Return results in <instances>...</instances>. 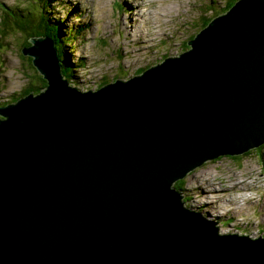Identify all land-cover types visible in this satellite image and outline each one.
Wrapping results in <instances>:
<instances>
[{
  "label": "water",
  "instance_id": "1",
  "mask_svg": "<svg viewBox=\"0 0 264 264\" xmlns=\"http://www.w3.org/2000/svg\"><path fill=\"white\" fill-rule=\"evenodd\" d=\"M25 55L43 94L0 108V264H264L175 185L264 144V0H238L190 49L80 91L49 36Z\"/></svg>",
  "mask_w": 264,
  "mask_h": 264
},
{
  "label": "rangeland",
  "instance_id": "2",
  "mask_svg": "<svg viewBox=\"0 0 264 264\" xmlns=\"http://www.w3.org/2000/svg\"><path fill=\"white\" fill-rule=\"evenodd\" d=\"M155 1L0 0V31L5 20V51L0 44V61L5 60V67L0 69V104L12 102L29 89L38 93L47 86L32 59L21 56L22 49L31 45V38L15 24L19 10L24 16L30 12L33 28H40L45 17L52 20L49 27L57 29L58 46L72 63V82L80 90H96L117 78L144 73L164 58L188 50V42L202 29L204 19L222 13L226 3L235 0ZM159 11L165 16L160 17ZM69 30H76L77 37ZM258 148L240 159L222 155L207 160L190 172L183 179L184 205L203 213L206 219L216 220L221 232L264 235V146L255 150ZM203 183L211 189H227L228 197L222 192L202 197L209 191ZM242 195L245 198L237 208V198ZM216 199H221V205L230 202L220 210Z\"/></svg>",
  "mask_w": 264,
  "mask_h": 264
},
{
  "label": "trees",
  "instance_id": "3",
  "mask_svg": "<svg viewBox=\"0 0 264 264\" xmlns=\"http://www.w3.org/2000/svg\"><path fill=\"white\" fill-rule=\"evenodd\" d=\"M236 1V0H235ZM235 1H231V2H227L226 3V5L225 6H227V8L226 9H228V8H230V7H232V6H234V4H235ZM225 9V10H226ZM19 10V9H18ZM213 9L212 8H210L209 9V11H212ZM44 12H45V16H46V13H47V9H46V6H44ZM29 15H30V12L28 13V15H26V16H24L23 14H22V12H21V10H19V14H18V17H20V23H17V25L23 30V31H26V32H28V39L29 38H32V37H34V36H41V37H45V36H49L51 39H52V41H53V43L55 42V47L61 52V55H62V60L64 61V63H63V68H64V72H66V74L68 75V76H66L67 77V79L69 80V82H70V84H73L72 83V77H73V75L70 73V71H71V67H72V63H71V61L68 59V56H67V53L65 52V51H62V50H60V48H59V46H58V41L55 39V35H57V29H52V28H50L49 27V24L51 23V19L50 18H46L45 17V25H44V29H45V31L44 30H38L37 32H33V31H30V30H32L33 29V27H32V25H30L29 24V22H28V20L27 19H29L28 17H29ZM211 17V16H210ZM210 17H208V19H204V23H203V28H205L207 25H208V23H209V18ZM32 21V20H31ZM33 22V21H32ZM49 23V24H48ZM5 27V20H3V21H1V31H0V44H4V41H5V32L4 31H2L3 30V28ZM68 33L69 34H74L75 35V31H71V30H69L68 31ZM70 37V36H69ZM69 37H67L68 38V40L70 39ZM75 37H77L76 35H75ZM1 55V54H0ZM168 57H170V56H168ZM168 57H166V58H168ZM166 58H164V59H166ZM0 62H3V63H5V60H3L2 59V61H0ZM1 66V65H0ZM3 68H4V65H3ZM68 68V69H67ZM71 76V77H70ZM48 83V82H47ZM262 146H264V144L262 145ZM261 146V147H262ZM261 147L260 148H258V149H255V150H261ZM250 151V150H249ZM249 151H246L245 153H247V154H249L250 152ZM228 156H231L233 159H240L241 157H242V154L240 153V154H238V155H235V156H232V155H228ZM183 184H184V180L183 179H181V180H179L178 182H176L175 183V185L177 186V187H179L181 190H183V188H182V186H183Z\"/></svg>",
  "mask_w": 264,
  "mask_h": 264
},
{
  "label": "clouds",
  "instance_id": "4",
  "mask_svg": "<svg viewBox=\"0 0 264 264\" xmlns=\"http://www.w3.org/2000/svg\"><path fill=\"white\" fill-rule=\"evenodd\" d=\"M238 0H236L235 1V3L237 2ZM233 7V6H232ZM232 7H230V8H228V9H224V11H221L222 13H219V12H217V13H215V15H213V16H211L210 18H209V23H208V25L214 20V18H216V17H218V16H221V15H224V14H226V13H228L229 11H230V9L232 8ZM17 18V21L15 22V24H16V26L18 27V28H20L18 25H17V23H20V17H16ZM28 20V22L30 21L29 19H27ZM45 21L43 22H41V25H40V28H38V29H40V30H44L45 31V29H44V25H45ZM207 25V26H208ZM21 29V28H20ZM38 29L37 28H33L32 30H30V31H33V32H37L38 31ZM202 29H203V26H202ZM201 29V30H202ZM200 30V31H201ZM20 31H22V33H25L26 31H23L22 29L20 30ZM76 31V30H75ZM200 31L198 32V33H200ZM27 33V34H26ZM25 34L27 35V38H28V32H26ZM76 33V32H75ZM198 33H196L195 34V36H197V34ZM194 36V37H195ZM39 37H41V36H34V37H32V38H39ZM193 37V38H194ZM50 38V37H49ZM192 38V39H193ZM30 46H32V45H34L32 42H30ZM30 46H27V47H30ZM54 46H55V42H54ZM190 46V45H189ZM191 47V46H190ZM24 48H26V47H24ZM56 48V47H55ZM190 49V48H189ZM58 50V49H57ZM59 51V50H58ZM21 53V56H24L25 54L23 53V51H21L20 52ZM59 54H60V57H61V61H62V66H63V63H64V61L62 60V55H61V52L59 51ZM25 56H29L30 57V59H32V61H33V59H34V57L33 56H30V55H25ZM173 57H175V56H173ZM165 60V59H164ZM163 60V61H164ZM162 61V62H163ZM162 62H160V63H158V64H161ZM33 64H34V62H33ZM158 64H156V65H158ZM0 69H2L3 68V65H4V63L3 62H0ZM35 65V64H34ZM156 65H154V66H156ZM5 67V66H4ZM35 67H36V65H35ZM151 67H153V66H151ZM37 68V67H36ZM150 68V67H149ZM38 69V68H37ZM68 69V68H67ZM62 73H63V76H64V78L65 79H67V77L66 76H68V75H66V73L64 72V68L62 69ZM41 74V78H44L45 79V77H44V75L42 74V73H40ZM142 74V72H140V73H138L137 75H141ZM134 76H136V75H134ZM71 77V76H70ZM131 77H133V76H131ZM131 77H129L128 79H130ZM128 79H119V78H117L116 80H128ZM46 80V84H47V86H46V88H44V89H40L39 91H38V93H33L32 92V90L31 89H29L28 91H24L21 95H20V97L19 98H16L15 100H13L12 102H5V105H4V103L3 104H0V105H2L3 107H5V106H7V105H10V104H15V103H17L20 99H22V98H24V97H26V96H28V95H30V94H33V95H39V94H41L44 90H46L47 89V87H48V84L49 83H47V79H45ZM68 80V79H67ZM72 81V80H71ZM115 81V80H114ZM113 81V82H114ZM68 82H69V80H68ZM73 83V82H72ZM112 83V82H111ZM108 84H110V83H108ZM69 85L71 86V87H74V88H77L78 90H80L77 86H75V84L73 83V84H70V82H69ZM107 85V84H106ZM106 85H104V86H106ZM100 88V87H99ZM98 88V89H99ZM97 90V89H96ZM80 91H83V92H85V91H95V90H80ZM1 108V107H0ZM0 119L1 120H3V119H6V117L5 116H3V115H1L0 114ZM183 192H184V189L182 190V197H183ZM183 199V198H182ZM183 202H184V204H185V200L183 199ZM186 206V205H185ZM218 227V226H217ZM220 231V230H219ZM224 233V232H223ZM240 235H246V234H240ZM249 236V235H248ZM262 236H264V235H262ZM252 237V236H251ZM252 238H257V237H252Z\"/></svg>",
  "mask_w": 264,
  "mask_h": 264
},
{
  "label": "bare ground",
  "instance_id": "5",
  "mask_svg": "<svg viewBox=\"0 0 264 264\" xmlns=\"http://www.w3.org/2000/svg\"><path fill=\"white\" fill-rule=\"evenodd\" d=\"M131 1V0H130ZM154 2H156L155 0H154ZM175 7V6H174ZM164 9V8H163ZM162 9V10H163ZM146 10H149L148 8H146ZM146 11H144V13H145ZM151 14H152V12H150ZM159 16L161 17V16H165V14H162L160 11H159ZM144 18H147V16H145ZM155 23H158V22H155ZM86 26V25H85ZM157 26H159V25H157ZM139 27H142V25H140ZM143 28V27H142ZM159 28V27H158ZM145 32V31H144ZM147 33H149L148 31H147ZM47 82L49 83V79L47 78ZM47 90V89H46ZM46 90H44L41 94H43ZM3 120H5V119H3ZM235 180V179H234ZM237 180V179H236ZM208 183V182H207ZM204 184V183H203ZM205 185V187L206 188H208L209 189V191L208 192H206V193H203V195H202V197H204V198H209V197H211V196H213L214 194H218V192H222L221 194H223V197H228V195L229 194H227L229 191H227V193H226V191L225 190H227V189H222V190H217V189H215L216 188V186L215 187H213L212 189H211V186L210 187H208L206 184H204ZM213 186V185H212ZM244 198H245V196L244 195H242L241 196V199L240 198H237L238 199V203H239V206H237V208H240V205H241V201H243L244 200ZM183 201V200H182ZM221 202V199H216V201L214 202L215 204H218L219 206H220V210L221 209H226V207H225V205L226 204H228V202H230V201H227V203H224V204H219ZM211 204V203H210ZM183 206H185L184 205V202H183ZM196 212V211H195ZM217 212H219V211H217ZM222 213V212H221ZM202 216L204 217V218H206L204 215H203V213H202ZM236 220H237V218H236ZM222 231H224V230H222Z\"/></svg>",
  "mask_w": 264,
  "mask_h": 264
},
{
  "label": "flooded vegetation",
  "instance_id": "6",
  "mask_svg": "<svg viewBox=\"0 0 264 264\" xmlns=\"http://www.w3.org/2000/svg\"><path fill=\"white\" fill-rule=\"evenodd\" d=\"M3 47H5V44H3V45L1 46V50L5 51V49H4ZM243 154H244V153H243Z\"/></svg>",
  "mask_w": 264,
  "mask_h": 264
}]
</instances>
